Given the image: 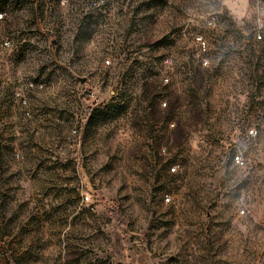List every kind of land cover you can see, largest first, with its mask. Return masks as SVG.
<instances>
[{
    "label": "rangeland",
    "instance_id": "rangeland-1",
    "mask_svg": "<svg viewBox=\"0 0 264 264\" xmlns=\"http://www.w3.org/2000/svg\"><path fill=\"white\" fill-rule=\"evenodd\" d=\"M0 11V264H264V0Z\"/></svg>",
    "mask_w": 264,
    "mask_h": 264
},
{
    "label": "built area",
    "instance_id": "built-area-1",
    "mask_svg": "<svg viewBox=\"0 0 264 264\" xmlns=\"http://www.w3.org/2000/svg\"><path fill=\"white\" fill-rule=\"evenodd\" d=\"M1 17H3V13L0 11V18H1ZM256 37H257V38H262V34H261V32H258ZM106 62H109V60H106ZM235 161H236L237 163L241 162V161H242V160H241V156H240V155H236V156H235Z\"/></svg>",
    "mask_w": 264,
    "mask_h": 264
}]
</instances>
